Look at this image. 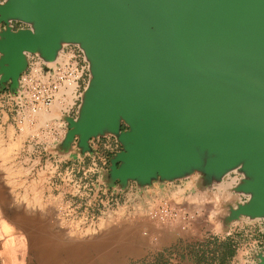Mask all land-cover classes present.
I'll return each mask as SVG.
<instances>
[{
	"label": "water",
	"instance_id": "water-1",
	"mask_svg": "<svg viewBox=\"0 0 264 264\" xmlns=\"http://www.w3.org/2000/svg\"><path fill=\"white\" fill-rule=\"evenodd\" d=\"M10 14L35 25L2 31L0 90L17 89L27 52L53 56L61 34L83 37L95 59L92 75L110 88L96 91L89 106L83 93L72 131L87 139L104 115L141 117L115 173L134 177L149 166L168 175L178 149L189 168L190 134L220 153L218 166L247 157L255 177L246 188L258 193L240 208L264 211V0H5L0 20ZM9 62L22 64L10 73Z\"/></svg>",
	"mask_w": 264,
	"mask_h": 264
},
{
	"label": "rangeland",
	"instance_id": "rangeland-1",
	"mask_svg": "<svg viewBox=\"0 0 264 264\" xmlns=\"http://www.w3.org/2000/svg\"><path fill=\"white\" fill-rule=\"evenodd\" d=\"M6 21L0 20V35L6 30ZM74 51L81 54L92 68L89 56L79 43H64L58 55L62 53L60 57H66L67 61ZM34 53L40 56L38 52ZM84 81L79 97L61 99V96L60 115L44 123L35 118L39 110H27L21 121L15 112H6L0 107L4 148L8 149L13 140L20 142L19 148L10 151L8 159L0 153V264H264V220H260L264 217L249 219L241 212L245 198L240 196L246 192L238 188L240 181L236 175L228 174L225 184L238 195L239 202L219 212L222 205L213 195L220 188L211 172L206 176L207 181L202 178L205 181L203 189L196 187L201 170L197 175L191 174L189 187L193 186L194 190L188 199L191 207L187 223L195 220L198 229L193 235V247L190 249L168 238L169 221L180 220L183 227L187 224L179 214L182 212L178 206L181 197L175 194L170 198L168 184L160 186L159 191L156 190L158 185L141 190L128 185L124 189L120 179L112 178L115 171L110 168L116 164L113 155L121 146H117L113 138L85 139L81 138L79 131H72L70 122L78 118L77 106L83 96ZM55 103L50 108L40 109L50 112ZM89 141L97 143L96 152L86 145ZM186 176L189 175L179 178ZM244 179L243 174L241 182ZM178 181L176 183L180 184ZM34 186H41L42 203L33 200ZM207 191L212 192L213 197ZM168 205L178 211L176 217L162 219L152 216L153 212L160 213ZM220 222L223 224L218 226ZM183 227L180 224L179 229L185 230ZM62 246H66V251ZM197 248L194 259L179 257L181 250L193 252Z\"/></svg>",
	"mask_w": 264,
	"mask_h": 264
},
{
	"label": "crops",
	"instance_id": "crops-1",
	"mask_svg": "<svg viewBox=\"0 0 264 264\" xmlns=\"http://www.w3.org/2000/svg\"><path fill=\"white\" fill-rule=\"evenodd\" d=\"M5 0H0V4L3 3ZM8 21V22H7ZM6 21V25H5V29H7V27H9L12 31H18L20 29H27V28H32V24L24 19L21 18H12V19H7ZM63 51H64V47H63ZM31 52H27V60L29 63V57L28 54ZM6 55L5 52L0 50V59L4 58V56ZM60 55H62V53H60ZM19 62V61H18ZM6 63L7 66V71H11L10 73H13V71L18 70V68L20 67V64L22 63ZM96 71H95V75H92L91 69L89 68V72H88V77L85 78V86H84V90L82 93H84L85 91H87V98L85 101V105H90L93 104L94 102H96V100H94V97L96 95V91H101V92H105V90H108L110 87L107 84L108 80L105 81L104 79H96ZM1 77V75H0ZM81 93V95H82ZM83 96H81L80 99V103L77 106V112L78 115L77 117H79L80 115V108L82 107L83 104ZM141 117L139 116V114L137 112H134L132 115H130L127 110L126 111H119L117 116L115 118H111L108 117L106 115H104L102 117V119L99 121V127L93 130H95L91 135H89V138H93L94 140H100V137H107V138H113L114 141H116V145L117 146H121L119 150L116 151V154L113 155L114 158V166H111L110 168H112V170H116V169H121V167L123 166L124 162L123 160L119 157L120 153H125L128 152V146L133 143L132 140L128 139V135L130 134L131 131H133L135 128L138 127L139 125V121H140ZM188 136L190 137V144H192V149H194V143L193 140L191 139V135L188 134ZM77 138H79L78 136H76ZM92 141H89L88 143H86V145L91 146V150L93 152H96L95 149L97 148V143L93 142V144H91ZM208 149V151H210V158L212 160V163L209 164L207 166V171L208 169H213L214 170H221L224 171L227 167L231 166L233 163H231L228 166L225 167H221L218 166V158L220 156V153L218 151H216L215 149H211L210 147H206ZM119 162V165H117V163ZM246 162V161H245ZM244 162V164L240 167V170H235L232 169L229 171V175H236L237 179H239V186L243 187L244 189L246 188V185L248 184L249 181H251V179L246 178V182L242 183L241 182V178L243 177V170L247 169L246 167V163ZM242 170V171H241ZM206 170H201V172H199V174L201 175V180L197 179L196 182V187L198 189H203L204 185H205V181H207L208 177H206L208 175ZM203 179L205 180H202ZM241 177V178H240ZM112 178L114 180L116 179H120L121 183L124 185L123 188L125 189L128 185L133 186L135 185L137 188L144 189V187H154L155 185H158V188H156V190H160V186L162 185H167L168 184V196L170 198L173 197V195H178V197H181V203L180 205H178L179 207H181L182 209L180 210V212H186L187 214H189L190 217V212H189V208L191 207V205L188 203V199L190 194L193 192L194 189L193 186L192 188L189 187V178H191L190 176H186L183 178H168V175L166 174L165 171H162L160 168L156 167V168H150L149 166H145L142 171L138 174L135 175L134 177H123L121 178L120 173L117 171L116 173H114L112 175ZM178 179L180 180V184H177L176 182H179ZM186 179V181H185ZM132 180V182H131ZM238 180H236L237 182ZM155 190V191H156ZM158 190V191H159ZM250 190V188H246V191ZM156 191V192H158ZM242 194V195H241ZM240 198L244 199V203H248L250 202L249 200V195L247 193H241ZM252 199V198H251ZM177 205V203H176ZM181 215V213H180ZM260 220H264V218H260ZM196 221L193 220L192 222H188L184 227H183V222H181L180 220L178 221L177 219H174L172 221H169L168 223V238L171 239V241H175V242H179V243H183L186 247H189L190 249L193 247L192 244L194 237L193 235L197 233L198 229L196 228ZM180 224L182 225L183 229L185 230H180L179 226ZM190 249H185V250H181L179 257L180 258H188V257H192L194 259L195 255L197 254L196 251L197 250H193V252H190Z\"/></svg>",
	"mask_w": 264,
	"mask_h": 264
},
{
	"label": "built area",
	"instance_id": "built-area-1",
	"mask_svg": "<svg viewBox=\"0 0 264 264\" xmlns=\"http://www.w3.org/2000/svg\"><path fill=\"white\" fill-rule=\"evenodd\" d=\"M27 68L19 77V85L15 91L0 92V107L3 110L15 112L19 120H23L25 112H36L42 107H49L56 100L66 97L78 98L81 82L88 76V63L81 54L70 53L67 62L57 61L50 64L36 53H29ZM180 214V213H179ZM182 214V212H181ZM178 215L169 205L161 212H153V217L172 219ZM181 219L187 223V213L183 212Z\"/></svg>",
	"mask_w": 264,
	"mask_h": 264
},
{
	"label": "bare ground",
	"instance_id": "bare-ground-1",
	"mask_svg": "<svg viewBox=\"0 0 264 264\" xmlns=\"http://www.w3.org/2000/svg\"><path fill=\"white\" fill-rule=\"evenodd\" d=\"M132 6L135 4V2L137 1V0H127ZM15 17H17V18H23V16L22 15H19V14H10L9 15V19H12V18H15ZM25 18V17H24ZM28 21H30V23L33 25V27H34V25H35V21L34 20H28ZM71 41H73V42H76V43H79V45L85 50V52H86V55H87V57H88V59L91 61V66H92V69H93V67H94V62H95V59H94V57L89 53V51H88V47L85 45V38H83V37H76L74 34L73 35H71L70 37H65V36H63L62 34H61V36H60V39H59V47H62V45L64 44V43H68V42H71ZM39 50H41L40 48H39ZM58 48L56 49V51H55V55H53V56H44L48 61H50V63L51 64H54L56 61H60V60H62V61H66V57H64V58H62V57H60V55H58ZM107 51L104 49V51H103V54L101 55V57L102 56H104L105 55V53H106ZM60 53V52H59ZM64 55V54H63ZM57 56V57H56ZM67 62V61H66ZM1 64V63H0ZM0 68H1V65H0ZM61 101H56V103L53 105V108H52V111H50V112H46V111H43V109L41 110V109H39V112H38V114H37V117H35L37 120H38V122L39 123H41V122H45L46 120H48L49 121V119H52L53 117H55V116H58V115H60V113H61ZM50 108V107H49ZM45 109H48V108H45ZM41 110V111H40ZM33 114V113H32ZM32 114H30V116L32 115ZM28 115V114H27ZM34 115L36 116V113H34ZM32 117V116H31ZM34 117V116H33ZM32 117V118H33ZM29 128V127H28ZM27 129V128H26ZM10 131H11V129H10ZM27 131H28V129H27ZM11 133V132H10ZM26 134H27V132H26ZM2 134H1V132H0V153H2L3 154V156H4V158H7L8 159V154L9 153H11L10 151H12V149L14 148V147H16V148H19V144H20V142H18V140L17 141H14L13 140V142L10 144V146H9V148L7 149V148H4V145H3V142H2V136H1ZM4 139V138H3ZM17 139V138H16ZM12 140V139H11ZM5 143V142H4ZM7 143H9V141L7 142ZM7 147V146H6ZM180 151V149H178V152H176L175 153V155H174V157H173V160H172V163H173V169H172V171L171 172H169L168 173V178H170V179H172V178H177V177H182V176H185V175H194V174H196L197 172H199V170H203V169H205L209 164H211V158H210V156H211V154H210V151H208V149L205 147V146H203L201 143H194V151H193V156H194V161L191 163V165H189L190 167L189 168H187L185 165H184V163L182 162V158H181V153L179 152ZM13 152V151H12ZM1 154V155H2ZM246 156H243V155H239V157H238V159L236 160V161H234L233 162V164L231 165V166H229V167H227L224 171H221V172H218V173H216V174H214L213 175V177L215 178L214 179V181H216V183L219 185V188H220V190H216L217 192H214L215 194L213 195V196H215L216 198H214V199H216V201H217V203L218 204H221L222 205V207L221 206H219V207H221V209H222V211L220 210L219 212H223V211H226L229 207H230V205H237L238 204V202H239V199H238V195H236V193H234L233 191H231V189H229V186L227 185V184H225V181H226V178H227V176H228V173H229V171L230 170H232V169H235V170H240L241 168V166L244 164V162H245V160H246ZM4 160V159H3ZM5 161V160H4ZM191 171V173H189L188 174V172H190ZM242 171V170H241ZM243 172V174H244V176H245V179H244V181L242 182V183H244V182H246V178H254L255 177V174H249L248 172H247V170L245 169V170H243L242 171ZM13 173V172H12ZM197 175V174H196ZM225 175V176H224ZM191 177V176H190ZM203 178V177H202ZM213 180V179H212ZM227 182V181H226ZM13 184H15V183H13ZM240 184V183H239ZM38 185V184H37ZM213 185V184H212ZM40 187V188H39ZM38 188H35V186H34V191H32V192H34V201H36V202H38V203H42V201L40 202V200H41V186H39ZM230 187H232V186H230ZM239 188V187H238ZM233 189V188H232ZM239 189H241V188H239ZM29 191V190H28ZM203 191V190H202ZM206 191V190H205ZM236 191V190H235ZM241 191H244L243 189H241ZM241 191H239V192H241ZM201 192V191H200ZM207 192H209V191H207ZM245 192L247 193H249V200H251V198L253 197V196H255L256 195V193H258V191L257 190H248V191H246L245 190ZM210 193V192H209ZM212 193V192H211ZM211 193H210V196H212L211 195ZM18 194V193H17ZM32 194V193H31ZM201 194H203V193H201ZM43 195V194H42ZM209 195V194H208ZM203 196H204V194H203ZM207 196V195H206ZM210 196H207L208 197V199H210L211 197ZM212 196V197H213ZM30 197H32V196H30ZM194 197V196H193ZM205 198V197H204ZM192 199V198H191ZM200 199V198H199ZM193 200V199H192ZM204 200V199H203ZM205 200H207V199H205ZM211 200V199H210ZM194 201V200H193ZM199 203V202H198ZM195 205H197V204H195ZM217 205V204H216ZM217 208H218V206H217ZM220 209V208H219ZM22 213V212H21ZM32 213V212H31ZM242 213L245 215H247V217L249 218V219H257L259 216H261V217H264V211H262L261 213H259V214H253V213H248V212H243L242 211ZM24 214V213H23ZM29 214V213H28ZM211 214V213H210ZM38 215V214H37ZM212 215V214H211ZM239 216V215H238ZM27 218V217H26ZM33 218V217H32ZM237 218V217H236ZM243 218V217H242ZM114 219V218H113ZM248 220V219H247ZM234 221V220H233ZM103 222V221H102ZM104 222H106V220L104 221ZM142 222V221H141ZM139 223V222H138ZM143 223V222H142ZM141 223V224H142ZM219 223V222H218ZM216 224V223H215ZM223 223L222 222H220V224L218 225V226H220V225H222ZM105 225V224H104ZM103 225V226H104ZM214 225V224H213ZM225 225V224H224ZM100 226H102V224L100 225ZM139 226V225H138ZM215 227V226H214ZM222 227V226H221ZM86 228V227H85ZM89 228V227H88ZM105 228V227H104ZM134 227H132V229H133ZM115 229V228H114ZM137 229H140V228H137ZM218 229V228H217ZM221 229V228H220ZM111 230V229H110ZM122 230V229H121ZM135 230V229H134ZM89 231V230H88ZM88 231H85V232H88ZM124 231V230H123ZM125 231H127V230H125ZM130 231V230H129ZM82 232V231H81ZM122 232V231H121ZM31 233V232H30ZM107 233V232H106ZM110 233V232H109ZM117 233V232H116ZM119 233H120V231H119ZM129 234H130V232H128ZM132 233V232H131ZM135 233V232H134ZM138 233V232H137ZM103 234H105V233H103ZM113 234V233H112ZM124 234V233H123ZM54 235V234H53ZM111 235V234H110ZM116 235V234H115ZM117 236V235H116ZM99 237H101V235L99 236ZM118 238H121V237H118ZM134 238V237H133ZM133 238H131V239H133ZM56 239V238H55ZM61 239V238H60ZM59 239V240H60ZM71 239V241H72V238H70ZM99 239H101V238H99ZM107 239H108V237H107ZM122 239V238H121ZM45 240V239H44ZM65 240V239H64ZM88 240V239H87ZM92 240V239H91ZM98 240V239H97ZM103 240V239H102ZM105 240H106V238H105ZM77 241V240H76ZM79 241V240H78ZM96 241V240H95ZM104 241V240H103ZM109 241H111V240H109ZM43 242V241H42ZM45 242V241H44ZM47 242H49V241H47ZM66 242V241H65ZM69 242H70V240H69ZM80 243H82V242H84V241H82L81 242V240L79 241ZM86 242V241H85ZM108 242V241H107ZM121 242V241H120ZM127 242V241H126ZM39 243V242H38ZM41 243V242H40ZM58 243V242H57ZM70 243H74V241L73 242H70ZM70 243H69V245H70ZM87 243V242H86ZM101 243V242H100ZM75 244V243H74ZM73 244V245H74ZM77 245H76V247L79 245L78 244V242L76 243ZM95 244V243H94ZM107 244V243H106ZM112 244V243H111ZM48 245V244H47ZM58 245H59V243H58ZM57 245V247H61V246H58ZM67 245H68V243H67ZM81 245V244H80ZM91 245V244H90ZM108 245V244H107ZM131 245V244H130ZM56 247V248H57ZM62 247H64L63 249H65L66 248V246H62ZM72 247V244H71V246H70V248ZM74 247V246H73ZM82 247H85V246H82ZM70 248H68V249H70ZM75 248V247H74ZM93 248V247H92ZM108 248V247H107ZM50 249V248H49ZM52 249V248H51ZM62 249V248H61ZM62 249V250H63ZM77 249V248H76ZM96 249V248H95ZM106 249V248H105ZM75 250V249H74ZM61 251V250H60ZM65 251H66V249H65ZM77 250H75V252H76ZM57 252V251H56ZM53 253V252H52ZM55 253V252H54ZM65 253V252H64ZM72 253H73V250H72ZM56 254V253H55ZM58 255V254H57ZM48 256V255H47ZM61 256V255H60ZM44 257V256H43ZM54 257H55V255H54ZM69 257V256H68ZM72 259V258H71ZM101 259V258H100ZM58 260V259H57ZM60 260V259H59ZM51 261V260H50Z\"/></svg>",
	"mask_w": 264,
	"mask_h": 264
}]
</instances>
